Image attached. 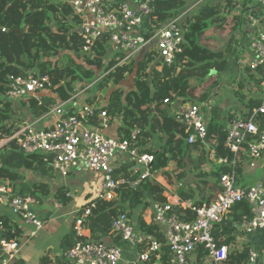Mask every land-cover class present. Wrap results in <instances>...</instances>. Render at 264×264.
<instances>
[{"label":"trees","instance_id":"trees-1","mask_svg":"<svg viewBox=\"0 0 264 264\" xmlns=\"http://www.w3.org/2000/svg\"><path fill=\"white\" fill-rule=\"evenodd\" d=\"M214 3V4H213ZM188 5V0H152L151 18L157 25L173 17H177L181 10ZM239 0H225L221 4L218 0H208L202 6L192 10L184 22L185 45L179 53L172 66L162 65L157 61L155 52H148L138 57L130 64H119L123 54L111 55L106 63L104 58L109 53L106 37L97 42L92 52L84 54L80 50V42L74 28L79 24L78 18L72 15L71 9L66 3L50 0H0V140L11 136L15 129L14 111L11 102L4 98L9 88L8 76H23L26 72L36 71L41 75H48L52 83L51 93L60 101H67L72 95L80 92L97 80L96 71L99 75L107 73L105 78L96 85L98 91L109 85V81L119 85L127 74H134V90L130 91L124 102L121 92L115 90L108 98L103 109L106 111L110 124L114 117L121 115L123 136L126 139L132 130L137 129L141 133L138 144L143 147L148 143L151 134H159L162 137V146L150 152L154 161L151 165L153 173L160 172L167 177L168 183L176 184L183 181L187 175V158L194 151L199 155V166L207 161L208 154L201 144L189 145L186 141L185 127L178 122L169 110V104L165 101L196 104L200 107L202 114L207 119V141L216 152L213 161L215 168L209 174L213 186H218L222 174L241 172L244 157L238 155L235 159L234 168L226 165L215 164L217 159L224 157L229 161L232 155L225 148L226 127L234 117V113L220 111L217 118L214 113L218 107L210 104L211 90H198V84L206 78H213L211 88L217 85V77L227 68V55L237 57L239 41L234 33L240 31L243 26V10L238 11ZM236 12H239L237 14ZM55 24V30L51 28ZM225 29L228 38L227 46L222 51L213 50L201 43L203 36L213 27ZM153 32V28L150 29ZM72 52L59 56L61 51ZM83 59L85 66L77 64L76 59ZM160 67V68H158ZM248 77L260 87L255 92L262 94L264 90V66L252 73L247 69ZM99 77V76H98ZM200 84V83H199ZM210 89V88H209ZM249 89V99L243 96L240 100L245 104L241 117L247 119L254 108L260 105V97L253 96ZM88 100L92 104L94 98ZM99 96L97 101L102 100ZM54 97H43L42 104L38 106L31 101L30 107L34 117H43L51 104L55 102ZM189 103V102H188ZM207 106L208 114H204V106ZM236 115V114H235ZM255 124L261 130L264 127V114L256 115ZM90 123L96 125L91 119ZM242 153L246 145H243ZM241 153V154H242ZM191 158V157H190ZM248 159V158H247ZM209 160V159H208ZM210 161V160H209ZM168 168V169H167ZM20 170H32L47 175L51 170L40 155H27L21 152L14 142L8 141L0 146V182L8 181L11 195L38 196V186L28 187L22 184ZM115 176L124 178L126 181L135 180L137 175L128 171V167L115 169ZM202 182L206 173H200ZM238 183V182H237ZM1 185V184H0ZM182 185V184H181ZM163 187L155 179H146L135 190L126 183L122 184L114 193L111 201L94 200L96 207L91 210V215L86 219L85 240L101 241L106 237H114L118 246L124 245L119 236L112 231V224L116 217L124 212L120 203H128L130 208L141 204L144 197L158 203H165ZM177 195L181 201L193 200L197 192L192 186H180ZM202 201L193 202V206H201ZM87 206V205H86ZM170 214L175 215L182 221H192L194 212L181 207H174ZM228 220L233 227L228 228L222 224H216L213 235L217 245L227 247V259L223 264H244L248 255V242L245 234L238 228L245 219L251 217L250 208L247 203L241 202L232 206ZM3 228L10 231V226L5 218H0ZM157 225H146L140 222V228L160 243L159 251L150 256L148 264H173L171 252L165 245L164 236ZM18 236V233L15 232ZM72 246V239L66 238L63 247L66 250ZM140 249V248H139ZM141 248L140 250H142ZM155 256H158L156 259ZM193 264H210L207 252L202 248L187 256ZM158 260V261H157ZM64 257L57 261L63 263ZM38 264H54L48 256L40 258Z\"/></svg>","mask_w":264,"mask_h":264},{"label":"built area","instance_id":"built-area-1","mask_svg":"<svg viewBox=\"0 0 264 264\" xmlns=\"http://www.w3.org/2000/svg\"><path fill=\"white\" fill-rule=\"evenodd\" d=\"M71 9L72 15L79 20L74 30L80 42V50L89 54L98 41L106 37L111 55L123 54L118 65L130 64L148 52H155L157 61L162 65L172 66L177 55L185 45L184 22L187 15L204 0L180 11L173 17L157 25L151 18L152 0H60ZM250 3L246 5L247 2ZM240 9H244L247 21L255 27L250 38L248 36L247 52L250 60L247 69L254 73L264 66V0H243ZM153 28V32L150 29ZM107 73L80 92L72 95L67 101L50 105L45 116H55L57 120L51 128L41 129L36 121H23L15 124L10 137L0 140V146L13 141L16 147L27 155H40L47 166L61 176H68L72 170L83 163L86 168L102 176V185L97 200L111 201L114 193L122 184L135 190L146 179H154L151 165L152 154L145 152L138 144L140 132L134 129L126 139L108 137L96 125L90 123L94 119L98 124L106 126L107 114L100 105L84 104L79 108L68 109L69 102L79 95L88 94L92 86L105 78ZM9 88L4 98L11 103L30 107L31 101L38 106L42 104L43 92H51L52 83L48 75L36 71L26 72L23 76H8ZM114 83L112 80L109 83ZM109 87V85H108ZM100 93V92H99ZM165 104H171L165 101ZM264 114V92L259 106L253 109L247 119L239 114L228 122L224 146L231 153L232 160L221 157L218 165L234 168V162L246 145L248 166L254 167L264 157V127L259 130L255 117ZM44 116V117H45ZM185 127L186 141L189 145L201 144L207 151L208 159L213 162L216 152L207 141V118L196 104L185 105L175 115ZM95 126V127H94ZM117 154H126L131 158L132 172L135 180L126 181L115 176L112 165ZM181 186V185H180ZM220 191L216 199L201 206H193L189 201H181L178 196L168 198L165 203H156L153 207L154 224L162 228L165 245L171 252L173 264H188L189 257L196 248L204 249L210 264H223L228 250L224 245H217L213 235L216 224L227 217L232 206L245 202L250 208L251 217L239 226V231L249 235L264 229V186L255 184L243 187L237 183L235 172L222 174L219 179ZM8 197V206L14 215L19 216L25 224L34 228L33 235L39 231L43 222L32 211L38 204L33 196L11 195L7 185H0V200ZM181 207L194 212L192 221H182L170 214L174 207ZM96 202H91L75 219L73 224L74 238L72 246L64 254V264H119L123 258V249L118 245H108L101 241L85 240V222L91 215ZM112 231L119 236L124 245L138 249L134 264H147L152 254L159 251L160 243L151 235L139 234L134 229L126 213L119 214L112 224ZM7 232L0 221V264H12L19 251L20 244L15 238L3 234ZM143 248L142 250H140ZM158 259V256H155ZM264 259V250H249L244 264H259Z\"/></svg>","mask_w":264,"mask_h":264},{"label":"crops","instance_id":"crops-1","mask_svg":"<svg viewBox=\"0 0 264 264\" xmlns=\"http://www.w3.org/2000/svg\"><path fill=\"white\" fill-rule=\"evenodd\" d=\"M50 1L57 2L60 0ZM242 1L243 0H239L240 3ZM190 5L191 4H188L187 7ZM241 10L242 9L239 7L238 11ZM236 13L239 14V12ZM240 14L243 18V26L240 31L235 32L237 35V40L239 41V55L235 57V63L233 64L231 75H234L233 77L236 76L238 81L241 82L239 87H243L244 84L251 81L247 72V64L251 56L246 51L244 46L248 41V36L250 38L251 34H253L255 24H251L247 21L245 12ZM239 56H241V58H239ZM243 56H245V58ZM226 58L229 63V59L233 58V56L227 55ZM111 85H113V83ZM99 92L100 90L98 91L97 95H95L97 97L94 98L92 104H89L88 100L92 99L93 96L89 95L83 97L82 95H79L74 101L68 103L67 108L75 109L81 107L84 104L100 105L104 107L108 102V98L105 99L101 95V92ZM263 92L259 95L261 100ZM42 95L44 97H54L56 100L54 104L62 102L50 91L43 92ZM99 96L103 97V99L97 101ZM188 104L190 103H182L181 101L171 102L168 107L170 112L173 115H176L181 110V108ZM11 105L14 111V120L16 122L36 121L39 128L47 129L51 128L53 123L57 120L55 116L44 115L45 117H34L32 114V108L26 107L19 102L11 103ZM244 107V103H237L234 105L235 112L232 111L231 113H234L233 115L239 114L241 116ZM220 111H224V109L222 107H218V112L214 113L215 119L218 117L217 115L220 114ZM96 126L100 129L102 134L108 137L120 139L123 136L121 131L123 126L121 115L114 117L111 123L106 124V126H102L98 123H96ZM162 141V137L159 134H151L148 143L143 146L142 149H144L145 152L152 153L162 146ZM241 153L240 155L244 157V162L243 166L241 167V172L237 175L238 184L243 187L253 186L255 184H261L264 186V157L256 162V165L251 168L248 166V159L246 158L245 152L242 154ZM198 159L199 158H197V160ZM208 162L210 161L208 160ZM211 163L213 164V168L209 172L204 169L203 171L200 170V173L207 174V177L204 179L205 181L207 179L208 182L205 184V189L202 190V192L197 193L193 200H189L191 204H193L195 201H202V205L209 204L216 199L219 193L218 186H213V180H209V178H211L209 174L215 168L214 162ZM112 165L115 169L121 168L123 166L128 167V171L132 172L133 164L131 158L126 154H117ZM18 173L22 177L20 182L25 186H38V204L32 208V211L39 219L42 220L43 226L35 233V235H33L34 228L29 224H25L19 216L14 215L9 209L7 202L8 197L1 198L0 218H5L7 220V223L10 226V231L7 232L13 233L14 235L15 232L18 233V236L15 235V239L20 244V251L12 264H38L40 258L43 256H48L54 264H57V261L64 257V254L67 251H65L63 247L64 240L66 238H71L73 243V224L75 219L87 206H89L91 202H94V200L98 198L102 185V176L100 174L90 172L83 163L79 164V166L72 170L66 177L61 176L52 170H50L49 174L47 175L32 170H20ZM153 174L155 181L158 182L161 187H163V196L166 201L168 198L178 196L177 190L181 184L184 186L183 181L176 184H170L168 183L169 180H167V177H163L159 171H155ZM1 182H5L4 185H9L8 181ZM8 188L9 190L11 189L10 186ZM156 203L158 202H155L145 196L143 202L134 208H130L128 203H120V206L124 209L123 213L127 214L136 232L139 234L148 235L141 230L140 222H143L146 225H155L153 221V207ZM225 219L229 221L228 217ZM158 228L163 234L162 228ZM85 234H87V232ZM114 237H106L102 239L101 242L108 245H117V243H115ZM152 237L154 238V236ZM245 237L247 238L248 242V252L249 250H254L256 252H262L264 250V229L255 231L249 235H245ZM121 247L123 249V258L119 264H134L135 256L139 250H135L134 247L129 245H121ZM60 264H64V262ZM259 264H264L263 258L260 259Z\"/></svg>","mask_w":264,"mask_h":264},{"label":"rangeland","instance_id":"rangeland-1","mask_svg":"<svg viewBox=\"0 0 264 264\" xmlns=\"http://www.w3.org/2000/svg\"><path fill=\"white\" fill-rule=\"evenodd\" d=\"M197 1L198 0H188V4L193 5L197 3ZM207 1L208 0H204L202 3H200L199 6H202V4H204ZM218 1L221 4H224L225 2V0H218ZM249 3L250 1L247 2L246 5H248ZM262 13H264V9L262 10ZM50 26L53 30H55V24L51 23ZM225 29L227 28L218 29L216 26L213 27L211 31L207 32L203 36L201 43L213 50H221V51L224 50L228 42V38L224 35ZM234 34L235 35L233 36L236 37L237 39L236 33ZM247 46H248V41L247 43H245V46H244L246 48V51H247ZM64 53H68L70 56H73L72 52H69V51L66 52L64 50L61 51V54L59 56L64 55ZM243 57L245 58V56ZM239 58H241V56H239ZM76 62H78L77 64L85 66V63L83 62L82 58L80 60L76 59ZM234 63H235V57L233 56V58L229 59L228 67L226 68L225 74L223 72L222 74H219V76L217 77V85L215 87L211 88L212 82L215 81L213 78H206L205 80H202L201 82H199L200 84L197 83L199 91H203L204 89L212 91L210 93L211 106L212 107H216V106L222 107L224 111L227 113H231L232 111L235 112L234 105L237 103H241L240 99L243 96H245L247 100L249 99L248 89H250V92L253 93L255 92L254 87H256V89L260 88L256 85L257 83L254 81L253 82L249 81L248 83L244 84L243 87H239L240 86L239 84L241 82L238 81L236 76L233 77L234 75L233 76L231 75ZM99 74H100V70L96 71L97 77L100 76ZM133 80H134V74L133 73L127 74L126 77L123 79V81L119 85H116L114 83L113 85H111L112 83L110 82L109 87L106 86V87L101 88L100 89L101 95L105 99H107L109 98L112 92H114L115 90H119L121 92L122 102H124L125 96L130 91L134 90ZM97 93H98L97 85L92 86L88 90V94L90 96H95L97 95ZM260 94L261 93L259 92H255L252 95L258 97ZM82 96L86 97L87 95L83 94ZM188 102L190 103V101ZM204 107H205L204 114H208L207 106L205 105ZM199 155H201L200 152L194 151L190 155L191 158L190 157L187 158L186 160L187 161V166H186L187 175L185 179L183 180L184 187L193 186L192 188H194L197 193H200L202 192V190L205 189V184L202 182L203 178H200L199 176L200 170L203 171L204 169V170H207V172H209L213 168V164L211 163V161L208 162V158H207V161H204L202 163L203 164L202 167L200 168L199 166V169H198L199 161L197 160V158L199 157ZM209 180H212V178H209ZM188 264H193L191 257H190V261Z\"/></svg>","mask_w":264,"mask_h":264},{"label":"water","instance_id":"water-1","mask_svg":"<svg viewBox=\"0 0 264 264\" xmlns=\"http://www.w3.org/2000/svg\"><path fill=\"white\" fill-rule=\"evenodd\" d=\"M0 184H5V182H0ZM220 224L227 227H232L231 223L227 221L225 218L220 222ZM3 235L9 238H15V235L13 233L5 232Z\"/></svg>","mask_w":264,"mask_h":264}]
</instances>
